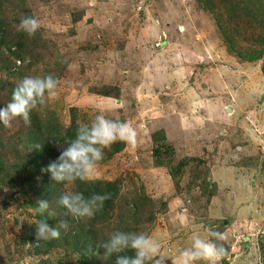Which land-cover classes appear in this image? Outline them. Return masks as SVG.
<instances>
[{
    "label": "rangeland",
    "instance_id": "rangeland-1",
    "mask_svg": "<svg viewBox=\"0 0 264 264\" xmlns=\"http://www.w3.org/2000/svg\"><path fill=\"white\" fill-rule=\"evenodd\" d=\"M25 16L41 21L31 37ZM46 75L59 95L38 113L67 128L103 111L138 142L105 149L87 180L116 184L113 211L70 218L39 247L36 223L55 228L56 215L35 211L21 182L0 184V264H78L80 231L99 243L146 233L177 264L209 227L226 235L218 264H264V0H0V108L25 76Z\"/></svg>",
    "mask_w": 264,
    "mask_h": 264
},
{
    "label": "clouds",
    "instance_id": "clouds-1",
    "mask_svg": "<svg viewBox=\"0 0 264 264\" xmlns=\"http://www.w3.org/2000/svg\"><path fill=\"white\" fill-rule=\"evenodd\" d=\"M17 27L31 37L40 29L41 21L34 16H25ZM59 88L60 80L52 75L25 76L13 88L9 102L0 108V122L5 127H10L16 118H22L25 124L30 123V113L56 99ZM118 141L136 146L138 139L135 128L130 122L110 119L100 111L90 123L78 122L75 137L66 143L67 147L48 165L46 171L61 185L72 184L77 180L87 181L96 174L99 163L104 159L105 149H109ZM40 147V143L33 146L34 149ZM110 198L107 193H93L86 197L82 192H62L55 203L66 209L74 218H92ZM34 209L41 215H56V209L50 208L46 200H38ZM67 228V220H61L55 228L49 226L44 219L38 220L35 246L39 247L41 241L59 239L61 229ZM207 232L212 239H205L198 233H193L191 246L179 253L177 264H196L198 261L218 264L229 255L228 249L218 243L225 240L226 235L212 227H209ZM97 248L103 251L102 255L100 251H95L96 255L103 260L115 257V264H166L168 260L159 241L143 232L116 231L107 240L100 241Z\"/></svg>",
    "mask_w": 264,
    "mask_h": 264
},
{
    "label": "trees",
    "instance_id": "trees-1",
    "mask_svg": "<svg viewBox=\"0 0 264 264\" xmlns=\"http://www.w3.org/2000/svg\"><path fill=\"white\" fill-rule=\"evenodd\" d=\"M13 88H10L9 100ZM38 111H40L39 108L30 113V123L28 124H25L22 118H16L17 123L14 125L16 131L9 130V132L8 129L0 125V184L15 185V182H21L19 184L26 188L24 195L28 196L32 207H36L38 200L49 198L51 193L55 195L54 204L62 193V187L67 185L55 182L51 178V173L46 169L67 147L66 143L75 137L78 127L72 120L69 127L61 128L57 122L51 121L47 115H42ZM36 143H40L39 149L33 148ZM71 185L73 192H82L86 197L93 193L110 194L111 198L105 201L103 208L92 217L93 222L99 224L108 212L113 211V203L119 193V188L115 183L77 180ZM31 195L32 198L29 197ZM55 206H57L56 203ZM57 208L58 214L54 217V220L58 222L57 225L62 219L67 220L70 224L74 217L63 207L57 206ZM82 237V231L71 236L75 248L80 244L78 264H103V262L115 264V257L103 260L96 255L95 251H100L102 255L103 250L97 248L99 242L95 240V236L84 239ZM99 260L101 263H98Z\"/></svg>",
    "mask_w": 264,
    "mask_h": 264
},
{
    "label": "crops",
    "instance_id": "crops-1",
    "mask_svg": "<svg viewBox=\"0 0 264 264\" xmlns=\"http://www.w3.org/2000/svg\"><path fill=\"white\" fill-rule=\"evenodd\" d=\"M240 177L238 178V180L237 181H240V184H244V183H246V187L249 189H251L252 188V186H251V181L253 180V177H252V175H251V177H250V180L246 177V176H244L243 178H242V176L241 175H239ZM245 186V185H244Z\"/></svg>",
    "mask_w": 264,
    "mask_h": 264
}]
</instances>
